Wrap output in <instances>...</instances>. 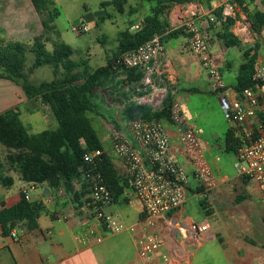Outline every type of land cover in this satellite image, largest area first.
<instances>
[{"label": "crops", "instance_id": "1", "mask_svg": "<svg viewBox=\"0 0 264 264\" xmlns=\"http://www.w3.org/2000/svg\"><path fill=\"white\" fill-rule=\"evenodd\" d=\"M129 1L121 13L125 19L116 40V50L106 54L107 62L118 49L120 33L128 29L131 33L136 32V27H142L148 16L145 7L129 6ZM229 2L234 5V11L232 15L225 16L221 11ZM110 4L116 7L113 1L106 6ZM192 11L198 12L195 25L207 39L214 65L226 82L227 88L222 96L211 91L207 71L190 51V34L185 25ZM257 14H264V0H192L167 9L166 18L170 28L163 40L167 51L163 76L170 84L169 98L181 103L188 120L200 131L202 148L219 181V186L209 193L208 199L204 198L193 175L192 165L183 153L175 127L166 121L172 154L189 173L186 201L179 210L169 214L168 219L173 226L190 222L209 223L211 232L203 244L188 246L165 219L154 227H148L142 222L144 210L140 201L136 198L139 203L137 207L131 199L127 201L130 195H134L132 190L126 194L125 200L113 203L107 211L127 225L135 226V231L107 234L102 243L81 241L82 224L75 215L76 207L70 197L50 190L47 184H38L32 189L36 191L34 196L29 192V201L39 205L38 228L30 229L26 222H19L5 236L0 224V264H210L219 254L225 264H264V193L257 183L238 174L235 152L226 151L227 134L232 132L242 144L247 127L238 129L232 123L225 102L230 103L236 97L241 66L249 57L257 56L255 70L264 64V26L261 34L254 31ZM228 18L234 21L229 33L240 41V46L226 44L225 39L231 40L226 36L224 27ZM179 30L183 33L170 36L171 32ZM0 31V37L7 42L31 45L44 32L42 17L31 0H0ZM46 48L49 52L54 49L50 50L47 44ZM115 77L114 82L110 83L113 89L109 87V90L121 102L111 101L110 104H117L122 110L123 105L134 102L136 86L124 82L127 78L123 70H118ZM259 91L264 94V84ZM10 109H18L30 134L58 128L49 106L39 100L28 99L14 82L0 79V114ZM117 117L106 122L109 125L116 120L124 128L126 121H123L121 112ZM102 123L109 137L107 123ZM104 147L119 173L124 175V165L113 153L111 140L109 146ZM1 149L5 148L0 145ZM1 163L5 165L6 175L13 177L14 185H0V211L19 204L22 190L27 187L15 168L7 165L5 159ZM81 185L77 183L76 189L79 190ZM62 216L67 218L63 219ZM13 231L16 233L14 237ZM150 235L159 236L164 246L148 259H142L138 244ZM241 253L245 254L244 258Z\"/></svg>", "mask_w": 264, "mask_h": 264}, {"label": "built area", "instance_id": "2", "mask_svg": "<svg viewBox=\"0 0 264 264\" xmlns=\"http://www.w3.org/2000/svg\"><path fill=\"white\" fill-rule=\"evenodd\" d=\"M233 11L234 5L229 2L221 12L229 16ZM197 16V11L190 12L185 25L190 34L188 45L207 71L211 91L222 96L227 85L214 65L207 39L195 25ZM211 20L214 21L213 18ZM140 28L136 27L137 30ZM89 29L85 22L72 28L77 34H85ZM166 58L167 51L162 37L155 35L150 41L121 54L115 60V71L139 68L144 70V77L136 87L134 102L137 105L159 110L168 100L170 84L163 76ZM252 80L255 87L237 93L230 103L225 102V109L238 129L247 127L246 138L235 153L238 174L257 183L264 193V94L259 91V87L264 84V64L255 70ZM169 111L170 123L175 127L183 153L192 165L193 175L204 198L208 199L209 193L219 186V181L202 148L200 131L188 120L180 102L172 100ZM108 134L113 153L124 165V175L129 187L143 206L142 222L148 227H154L161 219H165L173 226L168 215L184 205L189 173L172 154L171 139L165 123L157 119H130L124 128L109 124ZM105 154L104 150H95L87 152L83 157L85 167L81 173L88 192L82 197L81 204L75 211L82 224L83 233L79 238L81 241L102 243L107 234H119L127 230L133 232L136 228L107 211L114 203L112 192L105 184L102 173L96 170ZM34 187L27 186L22 190L27 200L30 189ZM57 192L59 195L66 194L64 189ZM173 229L190 247L203 244L211 232L207 222L176 224ZM12 235L14 237L16 233ZM138 245L140 257L148 259L164 246V241L157 235H150L139 241Z\"/></svg>", "mask_w": 264, "mask_h": 264}, {"label": "trees", "instance_id": "3", "mask_svg": "<svg viewBox=\"0 0 264 264\" xmlns=\"http://www.w3.org/2000/svg\"><path fill=\"white\" fill-rule=\"evenodd\" d=\"M151 4L150 13L145 18L141 29L131 33L129 29L120 33L119 46L112 59H109L105 68L90 72L87 68H79L86 63H77L73 59L74 51L65 42L60 40V34L54 25L59 12L50 10V0H31L42 17L44 32L35 38L33 44L21 42L0 43V79L14 82L24 91L30 100H39L49 106L58 122V128L47 130L39 134H30L24 126L18 109H10L0 114V145L7 152L6 164L20 174L27 186L47 184L50 190L64 189L66 194L78 209L82 197L88 192L81 170L85 167L84 155L95 150H105L89 114L93 111L94 98L97 92H103L114 82L117 71L113 70L115 60L123 53L136 49L150 41L155 35H160L162 41L170 26L167 22V9L175 4H183L192 0H143ZM119 13L124 12L127 0H113ZM254 22V31L261 34L264 26V14H257ZM234 21L226 19L224 27L228 46H240L230 32ZM1 32V31H0ZM183 31H174L170 36H177ZM58 37L53 41V51L49 52L46 43L52 35ZM27 53L34 55V63L27 71ZM257 56L248 58L241 66L236 90L238 93L246 88L255 87L252 76L255 72ZM43 66L53 69L54 79L50 82L33 84L30 75ZM125 83H140L144 77V70H123ZM135 87V88H136ZM113 89V87H112ZM120 97V95H119ZM105 102H121L108 91L103 95ZM171 99L165 102L162 109L154 110L147 106H139L135 102L123 105L121 116L123 121L143 118L157 119L162 122L170 121ZM110 122V121H108ZM112 123V122H111ZM118 128H123L114 120ZM241 147L239 140L229 132L226 137V151L237 152ZM5 165L0 163V185L12 187L13 177L6 175ZM97 171L103 175L105 184L112 192L113 202H122L126 194L131 191L125 175H121L115 167L111 157L105 154L99 162ZM80 182V189L76 184ZM39 205L30 202L22 194V200L12 208H3L0 211V224L3 234L9 235L19 222H26L30 229L38 228Z\"/></svg>", "mask_w": 264, "mask_h": 264}, {"label": "rangeland", "instance_id": "4", "mask_svg": "<svg viewBox=\"0 0 264 264\" xmlns=\"http://www.w3.org/2000/svg\"><path fill=\"white\" fill-rule=\"evenodd\" d=\"M113 0H50V10L53 12L58 10L59 16L55 19L54 25L56 30L60 33L61 40L69 45L74 51L73 59L81 64L86 63L85 66L80 67L82 72L87 68L90 72L105 68L107 60L106 54L116 50V40L119 31L123 29L122 20L125 19L123 14L119 13L113 4L106 6L108 2L112 3ZM129 6L142 5L146 9L145 14L150 13L151 4L148 2H141L138 0H130ZM112 16V18H108ZM106 18L105 20H102ZM81 22L89 25V32L85 34H77L73 32L72 28ZM58 39L56 35L51 36V40L46 43L48 48H53V41ZM6 41L5 38L0 37V43ZM34 62V55L27 53V71ZM54 79L53 70L49 66L37 68L34 73L30 75V81L33 84H40L43 82H50ZM110 91L109 89L105 90ZM103 92H97L94 98L93 111L89 114L92 119V124L96 129L100 140L104 146H109L110 140L104 131V124L102 121H110L116 118L121 112L117 104L109 105L105 102ZM119 119V117H117ZM108 126V123L106 124ZM8 155L7 150H0V163L6 160ZM8 172V170H7ZM30 194H36L35 190L30 189ZM135 195V194H134ZM130 195L127 201L132 200V204L136 207L139 206L137 197ZM232 196H229L231 198ZM232 199V198H231ZM215 260L210 264H225L224 258L219 254ZM242 258L245 254L241 253Z\"/></svg>", "mask_w": 264, "mask_h": 264}, {"label": "water", "instance_id": "5", "mask_svg": "<svg viewBox=\"0 0 264 264\" xmlns=\"http://www.w3.org/2000/svg\"><path fill=\"white\" fill-rule=\"evenodd\" d=\"M46 192H47V193L49 192V191H48V189H47V191H46Z\"/></svg>", "mask_w": 264, "mask_h": 264}]
</instances>
